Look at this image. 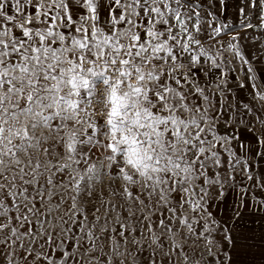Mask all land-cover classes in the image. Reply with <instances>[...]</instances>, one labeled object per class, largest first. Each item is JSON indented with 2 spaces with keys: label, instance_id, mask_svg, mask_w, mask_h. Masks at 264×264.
Returning <instances> with one entry per match:
<instances>
[{
  "label": "snow or ice",
  "instance_id": "snow-or-ice-1",
  "mask_svg": "<svg viewBox=\"0 0 264 264\" xmlns=\"http://www.w3.org/2000/svg\"><path fill=\"white\" fill-rule=\"evenodd\" d=\"M224 4L0 0V264H245L264 84L230 100L226 66L255 80L264 0Z\"/></svg>",
  "mask_w": 264,
  "mask_h": 264
},
{
  "label": "crops",
  "instance_id": "crops-1",
  "mask_svg": "<svg viewBox=\"0 0 264 264\" xmlns=\"http://www.w3.org/2000/svg\"><path fill=\"white\" fill-rule=\"evenodd\" d=\"M228 1H229L228 21H231L233 20L234 17L238 16L239 14L238 5L242 3V0H228ZM219 7L221 13L222 5H219ZM253 29H258L257 31L258 33L264 34V29H260V28H253ZM246 32H242V39L240 40V44L242 46V50L245 51L249 59L252 58L251 54L253 53L254 50L258 52V55H256V57H253L250 60L251 66L255 71V80L254 81L248 80V76L252 74L248 73L247 71L248 66L243 65L238 60H233L232 64L226 66V71H227L226 78L228 80L229 86L232 89L231 93H229V99L231 100L234 97L235 101L238 103H249L252 101L251 84L253 82L256 84H264V80L261 79V76L264 75V48H254L251 46H247L249 44L248 41H244V38L246 37L245 35ZM225 55L231 59V53H226ZM241 83L244 84L243 88L240 87ZM258 127L259 125H257V128ZM237 128H238L237 131L238 133L249 134V136H241L240 134H237L238 139H241V143H248L251 138L250 131L246 129L243 125H238ZM256 135H259L258 131L256 132ZM243 138H248V139L245 140ZM250 227H253L255 229L256 239L253 241H249V243L255 246L244 258L245 264H264V240L260 239L261 232L264 231V228H262L261 222L259 220H257L255 224L250 225Z\"/></svg>",
  "mask_w": 264,
  "mask_h": 264
},
{
  "label": "rangeland",
  "instance_id": "rangeland-1",
  "mask_svg": "<svg viewBox=\"0 0 264 264\" xmlns=\"http://www.w3.org/2000/svg\"><path fill=\"white\" fill-rule=\"evenodd\" d=\"M257 31H258V29H250V30H248L246 32V34H245L246 37L244 36L245 37L244 41H248L249 44L247 46H251V47H254V48H264V34L258 33ZM254 51L251 54L252 58L256 57V55H258V52H256V50H254ZM237 134H240L241 136H249L248 133H238L237 132ZM241 155H243L242 151H241Z\"/></svg>",
  "mask_w": 264,
  "mask_h": 264
},
{
  "label": "water",
  "instance_id": "water-1",
  "mask_svg": "<svg viewBox=\"0 0 264 264\" xmlns=\"http://www.w3.org/2000/svg\"><path fill=\"white\" fill-rule=\"evenodd\" d=\"M228 0H225V4L222 5L221 8V13H220V18L222 20H224L226 18V20L228 21Z\"/></svg>",
  "mask_w": 264,
  "mask_h": 264
}]
</instances>
